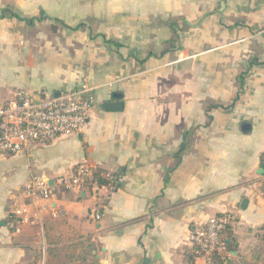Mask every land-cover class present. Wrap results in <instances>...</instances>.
<instances>
[{
  "label": "crops",
  "instance_id": "1",
  "mask_svg": "<svg viewBox=\"0 0 264 264\" xmlns=\"http://www.w3.org/2000/svg\"><path fill=\"white\" fill-rule=\"evenodd\" d=\"M82 82V132L0 156V264H204L191 234L223 213L217 256L264 264V0H0V102ZM82 158L115 183L27 197Z\"/></svg>",
  "mask_w": 264,
  "mask_h": 264
},
{
  "label": "built area",
  "instance_id": "2",
  "mask_svg": "<svg viewBox=\"0 0 264 264\" xmlns=\"http://www.w3.org/2000/svg\"><path fill=\"white\" fill-rule=\"evenodd\" d=\"M87 90L85 82L80 89L60 90L56 94L39 95L28 89H16L11 98L0 103V156L22 153L38 143L56 136L76 135L87 124L94 99L84 95ZM94 169L82 158L76 164L75 172L67 180H60V186L77 191L86 187L98 190L106 186L96 180ZM110 183H115L112 175L100 173ZM27 197L39 196L51 198L57 191L53 185L40 176L30 177L24 184ZM94 197V196H93ZM27 208L19 204L10 212V226L15 232L23 221ZM89 216L97 221L98 209L93 206ZM231 221L229 214L211 215L191 234L190 240L197 256L203 258L204 264H213L216 256L225 249L221 233Z\"/></svg>",
  "mask_w": 264,
  "mask_h": 264
},
{
  "label": "trees",
  "instance_id": "3",
  "mask_svg": "<svg viewBox=\"0 0 264 264\" xmlns=\"http://www.w3.org/2000/svg\"><path fill=\"white\" fill-rule=\"evenodd\" d=\"M261 158L263 159L264 158V153L261 155ZM95 176H96V180L98 181L99 184H105L106 183V180L103 179L101 176H100V173L99 172H96L95 173ZM61 191H65V188L63 186H60L59 187V190H57L56 192H61ZM228 227V226H227ZM225 242V245H227L228 243L224 240ZM213 264H224V260L219 258L218 256H216L215 260H214V263Z\"/></svg>",
  "mask_w": 264,
  "mask_h": 264
},
{
  "label": "water",
  "instance_id": "4",
  "mask_svg": "<svg viewBox=\"0 0 264 264\" xmlns=\"http://www.w3.org/2000/svg\"><path fill=\"white\" fill-rule=\"evenodd\" d=\"M111 105H113V104H111ZM118 103H116V104H114V107H118ZM247 127H248V124L247 123H243L242 124V129L244 130V129H247ZM262 171V170H261ZM49 184L51 185L52 184V181H49ZM247 202H248V200L246 199V198H243L242 200H241V202H240V207L242 208V209H244L245 207H246V204H247Z\"/></svg>",
  "mask_w": 264,
  "mask_h": 264
},
{
  "label": "rangeland",
  "instance_id": "5",
  "mask_svg": "<svg viewBox=\"0 0 264 264\" xmlns=\"http://www.w3.org/2000/svg\"><path fill=\"white\" fill-rule=\"evenodd\" d=\"M0 103H2V102H0Z\"/></svg>",
  "mask_w": 264,
  "mask_h": 264
}]
</instances>
